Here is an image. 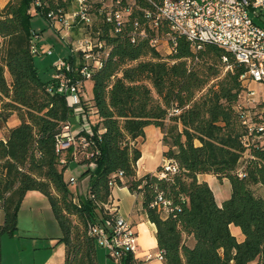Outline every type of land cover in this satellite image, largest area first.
<instances>
[{
	"label": "trees",
	"instance_id": "16d2710c",
	"mask_svg": "<svg viewBox=\"0 0 264 264\" xmlns=\"http://www.w3.org/2000/svg\"><path fill=\"white\" fill-rule=\"evenodd\" d=\"M34 1L10 0L0 8V237L17 229L25 195L37 191L61 229L56 245L64 247L63 264H99V246L89 231L110 218L112 189L125 186L141 198L155 225L164 264H264V196L254 190L264 186V142L248 134L242 118L245 110L250 123L264 120V101L237 108L247 90L242 78L247 67L214 44L197 49L166 20L154 25L149 0H119L129 9L119 29L94 0L100 18L94 38L107 56L91 74V98L82 97L92 133L77 135L75 148L57 151L55 137L73 115L65 96L48 90L53 81L37 74L31 19L68 12L73 0H40L38 8ZM164 37L171 47L167 56L152 43ZM66 60L73 64L71 55ZM13 115L19 124L7 128ZM148 126L162 133L163 160L177 165L166 178L159 177L163 164L155 173L136 176L141 158L136 143ZM81 136L88 141L85 149ZM73 162L85 167L80 176L89 178L85 195L75 196L64 179ZM200 174L230 183L221 206L210 186L198 180ZM159 197L170 204L153 206ZM232 225L243 241L232 235ZM120 263L141 264L132 253Z\"/></svg>",
	"mask_w": 264,
	"mask_h": 264
},
{
	"label": "built area",
	"instance_id": "2783aa9c",
	"mask_svg": "<svg viewBox=\"0 0 264 264\" xmlns=\"http://www.w3.org/2000/svg\"><path fill=\"white\" fill-rule=\"evenodd\" d=\"M102 10H108L107 21L113 22L117 29L120 28L124 14L129 9L120 7V1L106 4V0H98ZM155 9V23L158 20H166L172 31L185 36L197 49L205 43L214 44L232 53L236 60L244 64L248 71L244 78L247 90L241 95L237 108L243 110L253 107L264 96L250 85L255 83L264 85V0H149ZM76 7L72 11L63 12L58 9L46 14L48 24L57 30L68 31L74 24H82L86 27L93 22L90 6L87 0H73ZM35 7H41V1H34ZM150 16L149 13H147ZM33 39L38 33L33 31ZM135 41V35L131 37ZM153 44L157 40L152 41ZM35 44V43H34ZM70 55L78 56L79 63L74 65L66 59H60L54 64V72L51 76L52 88L59 94L65 96L72 115L77 122L76 130H73L70 122L66 123L61 132L55 137L57 151L76 147V136L80 134L90 135L92 133L88 112L83 107L82 92L85 83L90 80L93 71L102 67L103 59L107 56L103 43L85 38L71 42ZM36 53V46L33 47ZM52 51H48L51 55ZM249 112L243 111L244 124L248 126V134L256 135L264 142V120L260 123L249 122ZM246 140V138H245ZM79 144L82 149L88 145L86 137L81 136ZM63 162V161H62ZM163 168L159 173L160 178L177 171V165L169 160H163ZM122 173H120L121 175ZM69 184H75L71 176L67 180ZM162 203V204H160ZM170 204L161 197L153 204L167 207ZM161 209V208H160ZM109 213L110 218L103 223L91 226L89 234L96 237L97 244L103 248L109 258L116 264H121V257L125 253L136 254L138 249V237L133 226L118 213V206L111 199ZM153 257L162 261L163 256L157 253L155 256L149 254L147 260Z\"/></svg>",
	"mask_w": 264,
	"mask_h": 264
},
{
	"label": "rangeland",
	"instance_id": "374dc122",
	"mask_svg": "<svg viewBox=\"0 0 264 264\" xmlns=\"http://www.w3.org/2000/svg\"><path fill=\"white\" fill-rule=\"evenodd\" d=\"M130 1L133 4V0ZM111 2L112 0H106L108 5ZM94 6L95 1L91 0L92 26L86 27L82 24H74L68 31H61L60 33L51 27L46 19L40 15L33 14L31 25L33 30L39 34L34 39L37 50L34 54V65L42 81L47 82L51 79L54 72V64L58 60L68 59L71 42L85 38L96 41L93 30L100 18L94 13ZM72 8V4L69 3V9ZM155 46L164 56L171 52L167 37L159 38ZM48 51H52V54L48 55ZM257 85L253 83L250 88L264 96V85ZM86 93L88 95L91 94V83L89 81L86 82ZM73 118L70 120L74 121ZM72 127L75 128V125ZM146 143L149 151L156 155L157 163L160 164L161 155L158 151L161 144L159 136L153 137L150 134V130H148ZM69 169L75 179V184H71L70 189L76 192V186L81 185L82 179L80 176L85 167L73 162L70 164ZM220 189L225 199L230 196L231 186L227 180H225ZM61 234V229L47 198L37 191H29L25 195L18 211L17 229L12 234L5 232L0 237V264H63L64 247L62 244L56 245V239ZM97 253L101 264L105 262L116 264L113 259L106 257L107 252L103 248L99 247ZM152 261L156 262L155 259Z\"/></svg>",
	"mask_w": 264,
	"mask_h": 264
},
{
	"label": "crops",
	"instance_id": "0c3cea01",
	"mask_svg": "<svg viewBox=\"0 0 264 264\" xmlns=\"http://www.w3.org/2000/svg\"><path fill=\"white\" fill-rule=\"evenodd\" d=\"M10 0H0V8H4L7 3ZM73 8L69 9L68 11H72L75 9L76 5L75 3H72ZM35 31V30H34ZM72 60L74 65H78L79 63V57L74 55L72 56ZM91 83V81H89ZM259 86V84L257 85ZM92 88V84H91ZM92 96L91 94L88 95L86 93V83L85 88L82 92V97L86 100L90 99ZM74 121L70 120L71 125H75V128L73 130H76L77 128V122L75 118H73ZM19 124V120L16 116H11L9 120L6 123L7 128H13L16 127ZM150 130V134H152L153 137L159 136V142L161 144L159 148V154L161 155V163H157V157L155 154L151 153L149 151V148L147 147V131ZM4 138V131L0 130V139ZM162 139V133L160 129L154 127V126H148L145 128V136L144 138L137 140V147L141 152V158L138 160L136 164V176L137 178H140L146 174H152L155 173L157 168L162 164L163 162V152L165 151V148L162 145L161 142ZM158 164V165H157ZM70 166V165H69ZM73 177L72 171L69 169L66 170L64 174V179L67 181L69 177ZM74 178V177H73ZM198 180L206 182L211 190L213 191V194L215 196L216 203L221 206L222 202L225 200V198L222 196L221 192V186L225 182L226 179H223L222 181H219L214 175L210 174H200L198 175ZM88 182L89 178L84 177L81 180V185L76 186V192H73L75 196L79 195H85L87 193L88 189ZM254 190L257 192L258 195L264 196V186H255ZM259 191V193H258ZM111 199L113 200L114 204L118 206V215L125 220H127L132 226L134 231L137 234L138 237V249L134 257L141 263V264H164L163 261L158 260L157 258L153 257L150 260L146 259V256L151 254L155 256L158 253L157 243L155 239V232L156 228L155 225L152 224L147 220L146 215L144 214L142 210V200L140 197H138L135 194H132L129 189L125 186L121 187H114L111 192ZM227 199V198H226ZM230 230L233 236L237 239V241L241 242L244 239V236L241 232V230L238 227L230 226ZM154 251V253H152ZM107 257V255H106ZM155 259L156 262H153L152 260ZM97 260L98 263H100L99 255L97 253ZM103 262V261H102ZM103 264H108V262H105ZM251 264H256L251 263Z\"/></svg>",
	"mask_w": 264,
	"mask_h": 264
}]
</instances>
